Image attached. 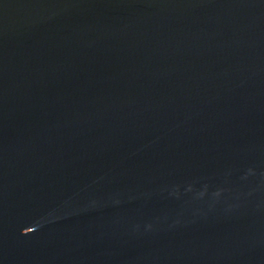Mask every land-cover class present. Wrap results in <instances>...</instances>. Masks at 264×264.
<instances>
[{"label": "water", "instance_id": "water-1", "mask_svg": "<svg viewBox=\"0 0 264 264\" xmlns=\"http://www.w3.org/2000/svg\"><path fill=\"white\" fill-rule=\"evenodd\" d=\"M0 264H264V0H0Z\"/></svg>", "mask_w": 264, "mask_h": 264}]
</instances>
